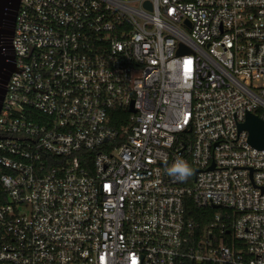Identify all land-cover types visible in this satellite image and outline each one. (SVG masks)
<instances>
[{
  "label": "built area",
  "instance_id": "built-area-1",
  "mask_svg": "<svg viewBox=\"0 0 264 264\" xmlns=\"http://www.w3.org/2000/svg\"><path fill=\"white\" fill-rule=\"evenodd\" d=\"M11 44L0 264H264V0H20Z\"/></svg>",
  "mask_w": 264,
  "mask_h": 264
},
{
  "label": "water",
  "instance_id": "water-1",
  "mask_svg": "<svg viewBox=\"0 0 264 264\" xmlns=\"http://www.w3.org/2000/svg\"><path fill=\"white\" fill-rule=\"evenodd\" d=\"M20 0H0V110L6 94V85L15 70L12 49L16 13ZM240 130L248 132L249 143L257 148L264 147V124L256 116L247 115Z\"/></svg>",
  "mask_w": 264,
  "mask_h": 264
},
{
  "label": "trees",
  "instance_id": "trees-1",
  "mask_svg": "<svg viewBox=\"0 0 264 264\" xmlns=\"http://www.w3.org/2000/svg\"><path fill=\"white\" fill-rule=\"evenodd\" d=\"M80 154L82 158L83 156L92 155V153H84V152H81ZM83 163L84 162L82 161V164ZM184 207L187 218L193 220L195 223L198 224V232L200 233L203 232L208 227V224L212 219V216L215 213L220 212V210H215V209H203V210L196 209L190 199H186L184 203ZM187 264H192V263H187Z\"/></svg>",
  "mask_w": 264,
  "mask_h": 264
},
{
  "label": "clouds",
  "instance_id": "clouds-1",
  "mask_svg": "<svg viewBox=\"0 0 264 264\" xmlns=\"http://www.w3.org/2000/svg\"><path fill=\"white\" fill-rule=\"evenodd\" d=\"M166 174L176 181L183 182L191 176L192 169L186 161L177 160L172 166L166 169ZM5 183L10 185L11 181L6 180Z\"/></svg>",
  "mask_w": 264,
  "mask_h": 264
}]
</instances>
